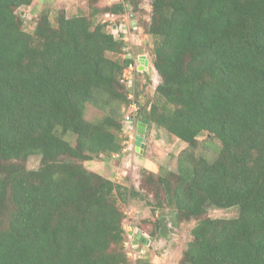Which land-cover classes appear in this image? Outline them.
Segmentation results:
<instances>
[{
	"label": "trees",
	"instance_id": "1",
	"mask_svg": "<svg viewBox=\"0 0 264 264\" xmlns=\"http://www.w3.org/2000/svg\"><path fill=\"white\" fill-rule=\"evenodd\" d=\"M33 1L0 0V264H131L120 203L138 191L84 163L122 152L120 108L131 99L119 77L135 62L118 57L127 32L115 37L97 14L119 20L129 5L141 18L139 0H88V12L61 8L53 21L43 10L28 31L18 9ZM150 5L144 32L161 102L143 110L138 101L134 125L190 147L175 171H142L151 212L166 206L196 221L179 264H264V0ZM87 103L109 112L88 120ZM202 134L221 143L211 159L193 150ZM34 154L40 164L28 168ZM208 206L238 214L210 217ZM143 222L144 238L160 233V218Z\"/></svg>",
	"mask_w": 264,
	"mask_h": 264
},
{
	"label": "rangeland",
	"instance_id": "2",
	"mask_svg": "<svg viewBox=\"0 0 264 264\" xmlns=\"http://www.w3.org/2000/svg\"><path fill=\"white\" fill-rule=\"evenodd\" d=\"M117 1L119 0H97V3L99 6H104ZM150 3L151 0H139L138 7L141 18L135 17L133 14H131L132 16L127 15V13L131 12L129 5L126 6V12L119 20H115V17L112 16L109 20L105 14H97L98 20L107 19L110 21L111 25L107 26L106 29L112 30L115 37H120V29L127 32V45L118 57L134 56L135 58L131 69L132 82L126 87H128L129 92L131 89L134 91L133 97L137 98L136 102H140L143 110H147L150 104L154 102H161L155 91L160 77L152 65L149 53L153 38L144 32V23L149 19L150 15ZM87 5L88 0H34L32 5L22 6L18 9V12L24 19L25 29L32 31L34 17L43 10L49 13L53 21L54 14L58 9L63 8L68 15H73L80 12H88ZM142 54L146 55L148 59V64L146 65L141 63L139 59ZM107 55L110 57L116 56L112 53ZM137 104L139 106V103ZM107 112H109L107 107L100 108L87 103L85 118L95 120ZM128 113L129 109L127 106L125 104L122 105L120 108L121 121L125 120V115ZM137 124L138 121H136L133 131L132 129L129 131L126 125L124 126L132 137L137 135ZM127 131L123 132L126 135V139L123 140L124 148L121 153L101 155L91 161H85L84 164L88 169L97 171L114 182L137 189L138 194L136 196L120 203L125 215L122 226L124 223H128L132 227L140 225L149 229L151 223H144V219H150L151 221H155L158 218L161 219L160 233L151 236L146 243L147 245L139 242V248L135 252L136 257L138 256L137 259L148 257L149 264H179L182 251L191 239L190 230L196 221L194 219H178L172 209L166 206L155 208L152 213L153 195L145 187L142 188L140 186V181L144 169L153 171L155 174L175 171L177 169V158L182 151L190 147L186 142L172 136L163 127L151 124L144 126L142 134L144 146L137 149L135 137L130 140L127 136ZM65 137L72 139L70 134H66ZM198 139V144L193 149L195 153L202 154L210 159L213 158L221 146L220 141L209 134H202ZM39 164L40 156L37 154L31 155L27 159L28 168H37ZM206 214L214 218H230L237 216L238 209L236 207L217 208L208 206ZM124 250L126 251V248Z\"/></svg>",
	"mask_w": 264,
	"mask_h": 264
},
{
	"label": "built area",
	"instance_id": "3",
	"mask_svg": "<svg viewBox=\"0 0 264 264\" xmlns=\"http://www.w3.org/2000/svg\"><path fill=\"white\" fill-rule=\"evenodd\" d=\"M107 17L111 16L109 14H106ZM112 20V19H111ZM124 38H126V36H124ZM140 59V56H139ZM141 61V60H140ZM142 63V61H141ZM133 68V64H130L127 68H125L122 73L120 74L119 77V81L122 84H125L126 86L130 85L132 82V78H131V69ZM130 87V86H129ZM133 90L131 89V91L129 92V98L131 99V101L128 103L127 108L129 109V113L127 115H125V125L126 128L129 129V131L134 128V117L137 114L138 111V104L135 100V98L133 97ZM132 125V126H131ZM124 131L126 132L127 130L124 128ZM128 132L127 136L130 140H132L135 136L130 135V133ZM129 140V141H130ZM122 228L125 231V240L123 242L124 244V248H126V255L132 260L131 264H136V260L138 258V256L136 257L135 252L136 250L139 248V242L141 244L147 245V242H144L142 239H140L142 236L140 230L136 227V226H131L128 223H124ZM149 241V239H148ZM140 258V256H139Z\"/></svg>",
	"mask_w": 264,
	"mask_h": 264
},
{
	"label": "water",
	"instance_id": "4",
	"mask_svg": "<svg viewBox=\"0 0 264 264\" xmlns=\"http://www.w3.org/2000/svg\"><path fill=\"white\" fill-rule=\"evenodd\" d=\"M132 16V15H130ZM140 60L142 61V63L144 65L148 64V59L146 57V55L142 54L140 55ZM142 68V67H141ZM144 126L145 124L142 122H138L137 124V135L135 136V144H136V148L139 149L140 147L142 148L144 146L143 143V132H144ZM140 239H142L144 242H148V239L141 237Z\"/></svg>",
	"mask_w": 264,
	"mask_h": 264
},
{
	"label": "crops",
	"instance_id": "5",
	"mask_svg": "<svg viewBox=\"0 0 264 264\" xmlns=\"http://www.w3.org/2000/svg\"><path fill=\"white\" fill-rule=\"evenodd\" d=\"M32 4H33V3H32ZM32 4H31V5H32Z\"/></svg>",
	"mask_w": 264,
	"mask_h": 264
}]
</instances>
